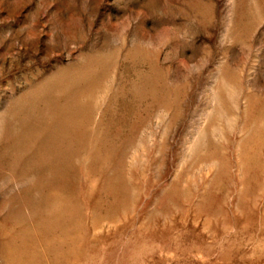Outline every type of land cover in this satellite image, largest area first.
I'll return each mask as SVG.
<instances>
[{"label": "rangeland", "instance_id": "1", "mask_svg": "<svg viewBox=\"0 0 264 264\" xmlns=\"http://www.w3.org/2000/svg\"><path fill=\"white\" fill-rule=\"evenodd\" d=\"M0 264H264V0H0Z\"/></svg>", "mask_w": 264, "mask_h": 264}]
</instances>
